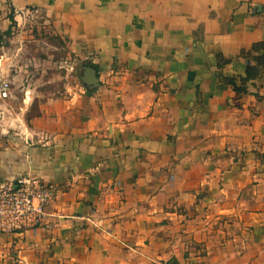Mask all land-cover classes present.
Here are the masks:
<instances>
[{"label":"crops","instance_id":"0c3cea01","mask_svg":"<svg viewBox=\"0 0 264 264\" xmlns=\"http://www.w3.org/2000/svg\"><path fill=\"white\" fill-rule=\"evenodd\" d=\"M28 10L82 66L1 130L0 180L58 194L0 264H264V0H0V36Z\"/></svg>","mask_w":264,"mask_h":264},{"label":"rangeland","instance_id":"374dc122","mask_svg":"<svg viewBox=\"0 0 264 264\" xmlns=\"http://www.w3.org/2000/svg\"><path fill=\"white\" fill-rule=\"evenodd\" d=\"M50 25L44 13H35L14 21V29L0 36V85H10L8 95L0 96V133L12 131L7 121L32 118L39 104L80 84L82 63Z\"/></svg>","mask_w":264,"mask_h":264},{"label":"built area","instance_id":"2783aa9c","mask_svg":"<svg viewBox=\"0 0 264 264\" xmlns=\"http://www.w3.org/2000/svg\"><path fill=\"white\" fill-rule=\"evenodd\" d=\"M33 15L32 10H28ZM10 85H0V96L8 95ZM58 190L30 173L15 179L0 180V235H13L37 230L47 222L48 205L57 197Z\"/></svg>","mask_w":264,"mask_h":264},{"label":"trees","instance_id":"16d2710c","mask_svg":"<svg viewBox=\"0 0 264 264\" xmlns=\"http://www.w3.org/2000/svg\"><path fill=\"white\" fill-rule=\"evenodd\" d=\"M242 55L251 61L247 66V76L242 79V85H245L250 80L257 78L264 67V40L255 42L249 50H243ZM218 60L220 66L228 62V59L221 53H218ZM227 81L234 85L237 90L246 92L244 87L241 88L236 85V80L234 78H228ZM37 114H39V112Z\"/></svg>","mask_w":264,"mask_h":264},{"label":"water","instance_id":"95a60500","mask_svg":"<svg viewBox=\"0 0 264 264\" xmlns=\"http://www.w3.org/2000/svg\"><path fill=\"white\" fill-rule=\"evenodd\" d=\"M91 71V75L90 77H92L91 79L94 81L95 80V74H94V70L93 69H90Z\"/></svg>","mask_w":264,"mask_h":264}]
</instances>
